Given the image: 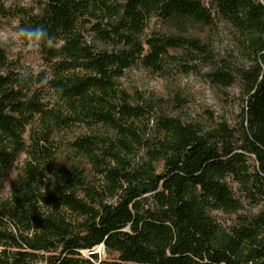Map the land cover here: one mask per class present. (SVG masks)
Here are the masks:
<instances>
[{"label":"trees","instance_id":"trees-1","mask_svg":"<svg viewBox=\"0 0 264 264\" xmlns=\"http://www.w3.org/2000/svg\"><path fill=\"white\" fill-rule=\"evenodd\" d=\"M36 2L18 8V24L45 58L47 103L0 49V190L18 155H27L17 185L0 196V264H264V208L238 214L242 202L227 182L264 199V0ZM219 18L238 33L245 60L210 75L223 87L242 83L236 127L204 128L166 111L161 98L121 87L136 62L162 71L190 57L213 60L191 31ZM153 19L164 30L146 35ZM75 125L105 131L70 142L93 172L71 162L66 182H50L60 173L49 168L52 138ZM214 212L238 221L225 227ZM100 244L115 256L83 254Z\"/></svg>","mask_w":264,"mask_h":264},{"label":"rangeland","instance_id":"rangeland-1","mask_svg":"<svg viewBox=\"0 0 264 264\" xmlns=\"http://www.w3.org/2000/svg\"><path fill=\"white\" fill-rule=\"evenodd\" d=\"M203 1L206 3L207 0ZM37 6L36 0H6L7 13L0 15V49L7 56L9 70L16 73L21 79H25L31 90L43 89L39 79L47 78L49 71L39 47L35 43L28 42L19 29L20 12L18 8L31 10L36 9ZM156 29L164 30L162 25L153 19L149 22L145 34L150 35L151 31ZM191 33L199 36L202 41L211 46L213 60L210 61L209 58L203 56L190 57L189 61H181V63H186V66L169 62L162 71H154L143 63L136 62L125 70L120 78L121 87L132 97H136L140 93L144 98H161L166 102V111L180 115L186 121L199 123L204 128H212L220 122H226L230 127H236L242 118L243 99L245 98L242 83L237 78L229 87H223L213 82L210 75L215 68L221 67L225 62L232 67L242 66L245 63L241 47H239V35L222 18H219L213 27H197ZM170 53L180 55L173 51ZM41 92L43 94H41L40 100L47 103L50 94L45 89ZM93 133L103 134L105 131L99 128L75 125L53 136L52 149L56 151V154L49 168H58L60 173L59 178L51 176L50 182H66L65 175L71 162L81 163L85 173L92 174L93 171L86 161L71 150L70 142L80 136ZM24 137L29 143L28 132L24 134ZM26 156V153H20L11 167L4 186L0 190L2 198L8 197L17 185ZM252 162L250 159V163ZM157 165V170L160 171L161 164ZM227 182L234 195L242 202L243 207L238 214H257L264 208V199L260 196L254 198L249 196L247 191L231 177L227 178ZM213 214L217 221L225 227L236 225L238 221L234 214L222 212ZM90 253H94L98 260H109L115 256L102 245H97L91 251H83L85 256ZM37 264H43V261L39 260Z\"/></svg>","mask_w":264,"mask_h":264},{"label":"water","instance_id":"water-1","mask_svg":"<svg viewBox=\"0 0 264 264\" xmlns=\"http://www.w3.org/2000/svg\"><path fill=\"white\" fill-rule=\"evenodd\" d=\"M100 245L104 246L103 244H100Z\"/></svg>","mask_w":264,"mask_h":264}]
</instances>
